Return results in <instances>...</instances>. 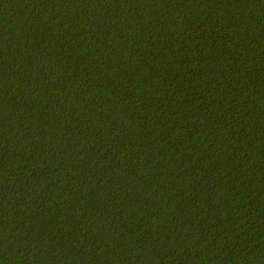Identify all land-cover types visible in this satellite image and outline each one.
Instances as JSON below:
<instances>
[{"label":"trees","instance_id":"trees-1","mask_svg":"<svg viewBox=\"0 0 264 264\" xmlns=\"http://www.w3.org/2000/svg\"><path fill=\"white\" fill-rule=\"evenodd\" d=\"M0 264H264V0H0Z\"/></svg>","mask_w":264,"mask_h":264}]
</instances>
